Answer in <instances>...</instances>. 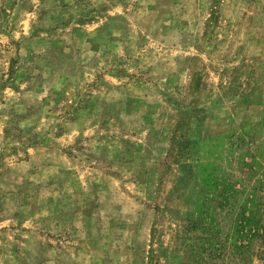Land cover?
Wrapping results in <instances>:
<instances>
[{
    "label": "rangeland",
    "instance_id": "rangeland-1",
    "mask_svg": "<svg viewBox=\"0 0 264 264\" xmlns=\"http://www.w3.org/2000/svg\"><path fill=\"white\" fill-rule=\"evenodd\" d=\"M201 202L264 219V0H0V264H201Z\"/></svg>",
    "mask_w": 264,
    "mask_h": 264
},
{
    "label": "trees",
    "instance_id": "trees-1",
    "mask_svg": "<svg viewBox=\"0 0 264 264\" xmlns=\"http://www.w3.org/2000/svg\"><path fill=\"white\" fill-rule=\"evenodd\" d=\"M224 203L220 202L217 206L222 209L224 208ZM208 208L209 211H213V208L210 206H204L203 202H201L198 205V212L200 213V219L197 222L196 220L191 221L189 218V215L184 218V229L186 232H190L195 228H198L201 233H205L206 230H211L212 233L215 235L216 239L214 238L213 242H211L213 245L205 247L206 243H209L206 239L207 237L201 236L198 237L200 242H198V247L200 249V253L202 254L200 256V263L201 264H207L209 259H218L227 257L228 255H234L235 253H238V257L241 256V254L245 251H248L250 246L252 245L251 240L256 239L261 241L263 244L262 249L264 250V219H256V216L254 215V219L251 220V215L246 216V212L244 211L243 219L239 220L237 227L234 226V234H224L222 235V229L219 228L218 223L215 222L214 226L208 227L206 218L207 216L202 215L204 213L203 209ZM243 210H245L243 208ZM252 223L255 225V227H250ZM210 225H212V222H210ZM237 236H236V232ZM224 238V239H223ZM223 239V241H222ZM210 244V243H209ZM211 248V251L209 250ZM209 250V251H208ZM208 251V256L205 257L204 254ZM216 252V253H214ZM224 262V261H223ZM211 264H223V263H211Z\"/></svg>",
    "mask_w": 264,
    "mask_h": 264
}]
</instances>
